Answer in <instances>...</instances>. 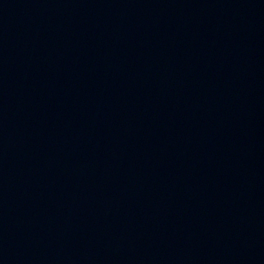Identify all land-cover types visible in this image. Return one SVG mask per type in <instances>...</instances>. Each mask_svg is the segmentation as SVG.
<instances>
[{"label":"water","instance_id":"95a60500","mask_svg":"<svg viewBox=\"0 0 264 264\" xmlns=\"http://www.w3.org/2000/svg\"><path fill=\"white\" fill-rule=\"evenodd\" d=\"M0 264H264V0H0Z\"/></svg>","mask_w":264,"mask_h":264}]
</instances>
